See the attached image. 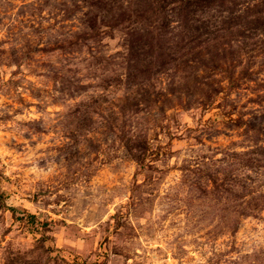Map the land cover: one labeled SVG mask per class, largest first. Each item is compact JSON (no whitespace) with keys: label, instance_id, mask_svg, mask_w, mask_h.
<instances>
[{"label":"rangeland","instance_id":"374dc122","mask_svg":"<svg viewBox=\"0 0 264 264\" xmlns=\"http://www.w3.org/2000/svg\"><path fill=\"white\" fill-rule=\"evenodd\" d=\"M0 264H264V0H0Z\"/></svg>","mask_w":264,"mask_h":264}]
</instances>
